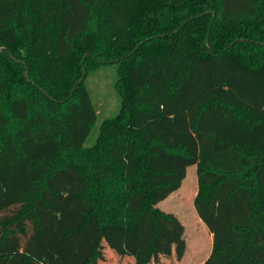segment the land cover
Instances as JSON below:
<instances>
[{
  "label": "trees",
  "instance_id": "1",
  "mask_svg": "<svg viewBox=\"0 0 264 264\" xmlns=\"http://www.w3.org/2000/svg\"><path fill=\"white\" fill-rule=\"evenodd\" d=\"M0 48V264H94L107 230L143 223L149 264L191 163L202 264H264V0H0ZM112 62L93 159L76 83Z\"/></svg>",
  "mask_w": 264,
  "mask_h": 264
},
{
  "label": "rangeland",
  "instance_id": "2",
  "mask_svg": "<svg viewBox=\"0 0 264 264\" xmlns=\"http://www.w3.org/2000/svg\"><path fill=\"white\" fill-rule=\"evenodd\" d=\"M82 55V59H83ZM85 73V84L90 101L96 111V121L84 142L87 155L96 159L94 147L107 119L119 110L120 99L116 91V64L107 63L94 67L89 64L80 69L81 78ZM28 74V71H27ZM28 78V77H27ZM37 107L40 103L36 102ZM72 154L66 155L68 158ZM86 172L90 171L87 166ZM198 189L195 164L186 167V176L180 187L157 205L164 212L173 214L180 225L158 220L159 230L163 233L157 247L158 257L149 264H202L211 251L212 235L198 217L194 208V198ZM145 223L131 230H107L101 257L94 264H137V258L147 238Z\"/></svg>",
  "mask_w": 264,
  "mask_h": 264
},
{
  "label": "water",
  "instance_id": "3",
  "mask_svg": "<svg viewBox=\"0 0 264 264\" xmlns=\"http://www.w3.org/2000/svg\"><path fill=\"white\" fill-rule=\"evenodd\" d=\"M232 44H233V42L229 46H231ZM1 50H3V48H0V51ZM10 56H11V58L17 60L16 58H14V56L12 54ZM17 61H19V60H17ZM25 75H26V77H28L26 68H25ZM84 76H85V73H83L82 77L77 81L76 85L83 80ZM76 85L74 86V88L76 87Z\"/></svg>",
  "mask_w": 264,
  "mask_h": 264
}]
</instances>
